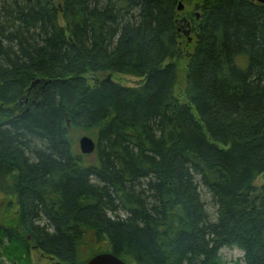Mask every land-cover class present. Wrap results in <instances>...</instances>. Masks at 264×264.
<instances>
[{
	"label": "trees",
	"instance_id": "obj_1",
	"mask_svg": "<svg viewBox=\"0 0 264 264\" xmlns=\"http://www.w3.org/2000/svg\"><path fill=\"white\" fill-rule=\"evenodd\" d=\"M67 119L92 133L94 164ZM263 134V5L0 0V194L19 209L0 225L1 264H31V244L63 264H223L224 248L264 264Z\"/></svg>",
	"mask_w": 264,
	"mask_h": 264
},
{
	"label": "rangeland",
	"instance_id": "obj_2",
	"mask_svg": "<svg viewBox=\"0 0 264 264\" xmlns=\"http://www.w3.org/2000/svg\"><path fill=\"white\" fill-rule=\"evenodd\" d=\"M185 29H187V28H185ZM182 34L185 36V38H187V36L184 33H182ZM190 38L192 39V42H194L195 36L193 35V33L191 34ZM186 61L183 59V60H180L178 63V84H179V87L181 84L183 86L184 82H185L184 78L186 77V70H185ZM118 81L120 84H122L124 86H129V87H137L141 84L140 83L141 80H139L137 78L130 77V76H122L118 79ZM69 132L71 133L72 141H73L74 146H75L74 152L77 154L79 153L82 156H84L83 160L86 162V164H88V165L94 164L96 162V156L95 155H83L81 150H80V140L83 137H89V138L93 139L92 133L87 132V131H83V130H76V128H73L71 126H69ZM262 184H263V179L262 178L258 179L256 182V186L260 187V186H262ZM201 192H202L203 201L205 202L209 213L212 216H214L216 209H215V205H214L212 196L203 188L201 189ZM2 202H3V199H2V196L0 195V225L6 224L12 220V218H10V216L12 215V212L7 213V211L4 210L5 207H3L4 203H2ZM88 251H89L88 248L83 249V251H82V258L83 259H85V256H86ZM220 254H221L223 264H245V259H244L245 254L240 249L225 248L221 251ZM31 259H32L33 264H51L50 261H48V259L46 260L44 258V254L40 250L33 251L32 255H31ZM54 262L58 263V261H55V260H54ZM0 264H1V261H0ZM4 264H9V263H4Z\"/></svg>",
	"mask_w": 264,
	"mask_h": 264
},
{
	"label": "water",
	"instance_id": "obj_3",
	"mask_svg": "<svg viewBox=\"0 0 264 264\" xmlns=\"http://www.w3.org/2000/svg\"><path fill=\"white\" fill-rule=\"evenodd\" d=\"M261 5L264 6V0H253ZM179 12H184L185 11V6L184 4H180L178 8ZM199 19V16H198ZM180 24L183 26L184 24H187V29L181 28L180 31H183V33L187 36L189 39V42H192V39L190 38L191 36V23L187 20V18H184L181 20ZM111 80V77L108 79ZM50 81L44 80V81H37L34 85L33 88L36 90L38 87L39 88H44L46 85H48ZM38 86V87H37ZM34 95V94H33ZM264 135V134H263ZM96 142L89 138V137H83L80 140V150L83 155H91L95 152L96 150ZM87 264H128L125 261H123L121 258L115 256L112 253H104L95 256L92 258Z\"/></svg>",
	"mask_w": 264,
	"mask_h": 264
},
{
	"label": "flooded vegetation",
	"instance_id": "obj_4",
	"mask_svg": "<svg viewBox=\"0 0 264 264\" xmlns=\"http://www.w3.org/2000/svg\"><path fill=\"white\" fill-rule=\"evenodd\" d=\"M192 24V23H191ZM191 34H192V31H191ZM1 195V194H0ZM4 199V198H3ZM15 202L16 201H14V207H12V209L10 210V208H9V210H10V212H12V215L10 216V218H12V220L10 221V222H13V223H15V225H17V219H18V213H19V209H18V205L16 206V204H15ZM2 203H4V205H3V207H6L5 206V202L3 201ZM6 208H4V210H5ZM6 211V210H5ZM28 238V240H30V242L31 243H34L32 240H31V237L30 236H28L27 237ZM35 250H38L37 249V247H36V245H34V244H31V247H30V257H31V255H32V253H33V251H35ZM44 258L47 260L48 259V261H50V263L51 264H63L61 261H59V260H57V259H55L54 257H52V256H48V255H46V254H44ZM54 260L55 261H58V263L57 262H54ZM31 264H33L32 263V259H31Z\"/></svg>",
	"mask_w": 264,
	"mask_h": 264
},
{
	"label": "bare ground",
	"instance_id": "obj_5",
	"mask_svg": "<svg viewBox=\"0 0 264 264\" xmlns=\"http://www.w3.org/2000/svg\"><path fill=\"white\" fill-rule=\"evenodd\" d=\"M181 4V3H180ZM50 83H51V81H50ZM49 83V84H50ZM48 84V85H49ZM48 85H46V86H48ZM44 91H45V87L44 88H37L36 90H35V92H34V95H33V97L29 100V99H27V100H25V101H20V103H19V105H24L25 106V109L27 110L26 112H30V110H31V107L33 106V105H36V103L38 102V100H39V98H40V96H42L43 94H44ZM71 125V121L69 120V119H67V127H69ZM3 127H6V125H2ZM95 141V140H94ZM96 144V150H95V152L93 153V154H91V155H95L96 154V152H97V143H95ZM75 161L76 162H78V159L77 158H75ZM225 249V248H224ZM221 255V254H220Z\"/></svg>",
	"mask_w": 264,
	"mask_h": 264
}]
</instances>
